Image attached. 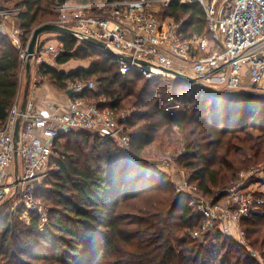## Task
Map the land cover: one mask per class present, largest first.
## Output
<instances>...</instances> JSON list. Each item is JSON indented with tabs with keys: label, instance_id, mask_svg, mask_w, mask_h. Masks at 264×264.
<instances>
[{
	"label": "trees",
	"instance_id": "16d2710c",
	"mask_svg": "<svg viewBox=\"0 0 264 264\" xmlns=\"http://www.w3.org/2000/svg\"><path fill=\"white\" fill-rule=\"evenodd\" d=\"M114 1L123 0L19 1L22 49L38 25L56 16L54 3ZM160 10V20L181 23L182 40L208 35L198 3L172 0ZM55 36L61 47L56 66L72 60L89 66L64 72L44 63L36 67L38 74L65 94L75 84L91 82L92 89L70 99L116 113L130 111L122 122L129 149L122 151L93 132L60 135L50 159L54 171L34 188L46 221L36 211H29L25 220L22 207L3 204L0 264H259L219 226L192 239L203 219L189 198L175 192L169 173L156 161L171 158L201 196L223 203L240 174L264 173V101L224 90L177 88L181 111L171 116L156 97L161 79L148 80L135 72L121 75L114 55L72 36ZM21 65L20 50L8 34L0 33V127L18 96ZM241 227L264 262V204Z\"/></svg>",
	"mask_w": 264,
	"mask_h": 264
},
{
	"label": "built area",
	"instance_id": "2783aa9c",
	"mask_svg": "<svg viewBox=\"0 0 264 264\" xmlns=\"http://www.w3.org/2000/svg\"><path fill=\"white\" fill-rule=\"evenodd\" d=\"M172 0H123L109 3L71 6L54 3L53 11L61 14L58 25L73 31L74 37L84 42L87 38L102 42L113 53L121 56L116 63L121 75L130 72L146 79L167 77L160 68L171 69L192 78L196 83L212 89L241 91L244 75L250 80L249 90L264 93V0H228L216 13L217 0H180V3H198L205 14L208 35L182 40L180 24L157 17V7H167ZM71 10L72 16L65 15ZM19 9H0V33L6 34V23L16 19ZM56 24V23H55ZM19 30L11 33L13 45L20 50L21 64L27 61L26 48L22 49L17 38ZM61 52L57 44L38 42L32 61L39 66L47 59H55ZM135 60L147 63L141 66ZM91 82L75 84L69 89L80 95L84 89H92ZM194 85H187L191 87ZM165 114L181 111L175 91L168 86L161 100ZM27 104L22 116L17 149L14 148V130L20 115L14 105L3 126L0 127V204L11 190L30 201L29 211L39 210L31 199L29 184L39 182L51 174L50 159L55 140L71 131L98 134L118 149L128 151L129 139L122 122L130 111L116 113L107 108L81 100H70L62 111L54 108L50 115H36ZM164 173H171L175 165L171 161H158ZM12 171H8L9 169ZM243 175V174H242ZM197 188H189L188 182L175 186V192L191 200L192 210L203 219L200 231L192 239H200L219 226L227 235L246 246L248 253L259 264H264L258 253L248 247L241 223L250 218L264 204V194L227 190L223 203L211 204L201 198H193ZM33 208V209H32ZM36 210V212H37ZM38 213V212H37ZM46 211L39 212L43 222Z\"/></svg>",
	"mask_w": 264,
	"mask_h": 264
},
{
	"label": "rangeland",
	"instance_id": "374dc122",
	"mask_svg": "<svg viewBox=\"0 0 264 264\" xmlns=\"http://www.w3.org/2000/svg\"><path fill=\"white\" fill-rule=\"evenodd\" d=\"M21 1V0H3L1 1V6H2V9L3 10H13L14 8L15 9H19L20 11V8H17L16 7V4ZM228 1V0H217L216 1V4H215V11L216 13H218L221 9V7L223 6V4ZM69 5L71 6H76L75 4L73 3H68ZM52 11H53V8H52ZM157 11L158 13L160 14L161 13V10L159 7H157ZM53 13L56 15L55 17H53L50 21L51 22H47V23H53V24H59L60 23V19H61V14L58 13V12H55L53 11ZM65 15H69V16H72V13H71V10H67V12L64 13ZM158 14V15H159ZM160 16V15H159ZM17 18L15 19H11L10 21H8L6 23V35L8 34L10 36V40L11 42L13 43V37H11V33H15L16 30H19L18 29V26H17ZM166 20V19H165ZM165 20H162V21H165ZM40 25H43L40 24ZM38 25V26H40ZM18 32V35H17V38L18 40L20 41L19 39V36H20V30L17 31ZM46 34L40 36L39 38V42H41L43 40V37L45 36ZM27 48V47H26ZM51 59H47L46 61H50ZM80 61H77L75 60L74 62H72L71 64H68L65 66V70L66 71H69L71 69H74V67H76L77 65H79ZM27 63V61H26ZM26 63L23 65H21V68H20V71L21 72V79H19V85H20V88L22 89L24 87V82H25V79H24V73H25V65ZM82 63V62H81ZM83 63H86V62H83ZM31 64L33 65V67H37V65H35V63L33 61H31ZM161 88L160 89H157L156 93L157 94V99L161 102L162 100V94H163V91L164 89L168 86L169 88H171L172 91H176L177 88H179V91H183L184 88H187V84L185 83H181V84H178V81H176L175 79L171 78V77H161ZM140 85V84H138ZM190 88V87H189ZM163 89V90H162ZM217 90V89H215ZM220 90V89H218ZM123 112H126V111H123ZM175 114V113H173ZM173 114H170L171 116H174ZM180 114V113H179ZM176 115V114H175ZM171 161L172 163H174L175 165V169L173 170H170L171 173H169L170 175V178L172 179V182L174 183V188L176 185H180V184H183L185 181L188 182V178H187V174L182 172L175 164L174 160H172L171 158L169 157H166V158H160L159 160H157L156 162L158 161ZM159 166V164H158ZM51 172L54 171L53 168H50ZM12 170H10L11 172ZM48 176L45 178L47 179ZM45 179H42L40 180L39 182H34L32 184H29L27 186V189L29 188L30 189V195H31V199L34 200V202L36 203L37 205V208H39V210H37V212H43V210H45L43 208V206L40 205L39 203V200L35 197V194H34V188L35 187H41L42 186V183ZM188 186L189 188L191 187H196L194 184H190L188 182ZM234 186H235V183H234ZM244 188V190H242L241 192L243 193H251V194H264V173H263V170L262 169H257L255 171H252L250 173H246V174H240L239 176V180L238 182L236 183V186L235 187H231V188H227V189H233V190H237L239 191L238 189L239 188ZM192 197L194 198H201V199H204L206 202H210L211 204H216V203H213L211 201V199H207L203 196H201L197 190H196V193L192 195ZM8 202H11L12 204V207L14 209H17V208H23V213H22V218L25 219V220H28V210L29 209V206L30 205V201L29 199H27V197H24V196H20L19 193H17L15 190H11L8 195L6 196V198L4 199V201L2 202V204H0V207L2 208L3 204H6ZM32 207V206H31ZM33 209V208H32ZM34 210V211H36ZM44 224V223H43ZM234 237H237L236 234H234ZM246 247V246H244ZM248 247L251 249V247L248 245ZM247 249V247H246ZM248 251V249H247ZM250 255V254H249Z\"/></svg>",
	"mask_w": 264,
	"mask_h": 264
},
{
	"label": "crops",
	"instance_id": "0c3cea01",
	"mask_svg": "<svg viewBox=\"0 0 264 264\" xmlns=\"http://www.w3.org/2000/svg\"><path fill=\"white\" fill-rule=\"evenodd\" d=\"M169 20V19H166ZM165 20V21H166ZM171 21V20H170ZM55 35L52 34H46L43 37V40L41 42L47 43V44H56L57 40L55 38ZM54 59H51L50 61H46L45 63L50 64L51 66H54L59 71L64 72H70L76 69H86L89 64L88 63H81L79 62L74 69H71L69 71H66L64 68L66 65L71 64L74 62V60L68 62L65 65L56 66L54 63ZM21 72L19 73V79H21ZM30 75V82L27 86L28 76ZM25 71L24 73V87L21 89L19 85V91L18 96L16 98L15 104L18 105L19 109L22 104V101L24 99L25 93L28 91V103L31 104L30 111L33 114L36 115H50L53 113V109L60 107L62 111H66L69 107L70 98L65 94L57 90L54 86H52L44 76H41L38 74L36 67L34 68L31 64L30 73ZM250 87V80L247 75H244L243 78V87L241 91L249 90ZM173 114V113H171ZM176 115L179 114V112L175 113ZM173 114V115H175ZM13 168L9 169L8 171L12 170Z\"/></svg>",
	"mask_w": 264,
	"mask_h": 264
},
{
	"label": "water",
	"instance_id": "95a60500",
	"mask_svg": "<svg viewBox=\"0 0 264 264\" xmlns=\"http://www.w3.org/2000/svg\"><path fill=\"white\" fill-rule=\"evenodd\" d=\"M49 33L55 34L57 36L67 35V36L74 37V33L72 30H70L66 27L60 26L58 24L46 23V24H43V25L36 27L32 32L30 41H29L27 48H26L27 63L25 65V71L28 73V75L30 73L31 61L35 55V49H36V46L39 42V38H40V36H42L44 34H49ZM84 42H86L90 45H93L97 48H100L104 52L111 54V55H114L116 58L121 57V56L113 53L112 50L109 49L108 47H106L105 44H103L102 42L96 41V40L91 39V38H87ZM135 63H137L138 65H141V66H147L148 65L147 63H145L143 61H138V60H135ZM159 70H161L164 75L171 77L178 82L185 83L187 85H194L198 88L209 90V91H215L212 88H209V87H206L202 84L196 83L192 78L188 77L187 75L181 74L177 71H174L171 69H163V68H160ZM29 82H30V75L28 76L27 86L29 85ZM226 94L231 95V96H236V97L242 96V97L249 99V100H252V101H264V95L260 94L258 91H254V90L227 91ZM27 95H28V91L25 93L24 99H23L22 104L20 106V115L17 118L16 124H15V130H14V148H15V150L17 149V146H18L19 131H20V126H21L22 116L25 114L27 104H28ZM66 95L69 98H71L73 96V93L69 89L66 92ZM0 209H1V207H0Z\"/></svg>",
	"mask_w": 264,
	"mask_h": 264
}]
</instances>
